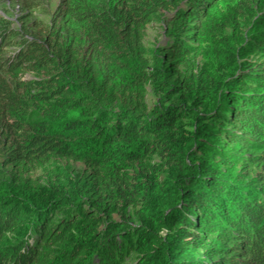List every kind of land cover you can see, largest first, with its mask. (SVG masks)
Here are the masks:
<instances>
[{
  "label": "clouds",
  "instance_id": "obj_1",
  "mask_svg": "<svg viewBox=\"0 0 264 264\" xmlns=\"http://www.w3.org/2000/svg\"><path fill=\"white\" fill-rule=\"evenodd\" d=\"M0 264H264V0H0Z\"/></svg>",
  "mask_w": 264,
  "mask_h": 264
}]
</instances>
